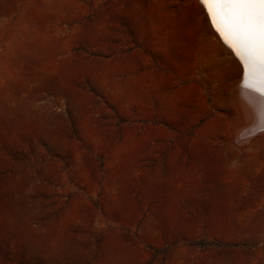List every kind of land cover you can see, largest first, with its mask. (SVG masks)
<instances>
[{
	"label": "rangeland",
	"instance_id": "rangeland-1",
	"mask_svg": "<svg viewBox=\"0 0 264 264\" xmlns=\"http://www.w3.org/2000/svg\"><path fill=\"white\" fill-rule=\"evenodd\" d=\"M196 1L1 7L0 264H264V169L221 152L238 61Z\"/></svg>",
	"mask_w": 264,
	"mask_h": 264
},
{
	"label": "snow or ice",
	"instance_id": "snow-or-ice-1",
	"mask_svg": "<svg viewBox=\"0 0 264 264\" xmlns=\"http://www.w3.org/2000/svg\"><path fill=\"white\" fill-rule=\"evenodd\" d=\"M206 21L219 35L242 71L241 89L262 98L264 122V0H198Z\"/></svg>",
	"mask_w": 264,
	"mask_h": 264
},
{
	"label": "bare ground",
	"instance_id": "bare-ground-1",
	"mask_svg": "<svg viewBox=\"0 0 264 264\" xmlns=\"http://www.w3.org/2000/svg\"><path fill=\"white\" fill-rule=\"evenodd\" d=\"M7 2L8 0H0V18L4 16V21L7 20L6 17L11 20L13 15L10 13L12 10L9 11L10 14L7 15L2 11L3 8L1 9V7H4ZM196 2L198 3V0ZM200 7L199 9H201ZM203 13H205L206 17V12ZM209 24H211L210 21ZM8 26V21H5L4 32L0 34V47L4 46L10 38L9 35L11 28L9 29L10 26ZM218 36L216 38L219 39ZM232 58H234V56L230 54L227 56L229 61L233 60ZM241 83L242 71H239L238 77L231 84L232 104L230 111L227 114L229 117L225 115L229 120L224 117L228 121L225 123V126L223 125L224 128L221 135L222 138L224 137L223 140L225 144L223 142L222 143L224 144L223 147L225 151L221 150V152L224 155L223 157L232 161L230 164L231 167L235 168L237 166H244V174H247V172H255L264 169V122H261L258 119V111L262 98L259 97L258 93L241 89ZM218 118L220 119V116ZM221 119L220 121L224 120ZM213 149L214 146L211 147L210 150L213 151ZM215 151L217 150L215 149ZM219 152L220 151H217V153ZM230 172L232 171L230 170ZM263 247H260L259 249L263 250Z\"/></svg>",
	"mask_w": 264,
	"mask_h": 264
}]
</instances>
